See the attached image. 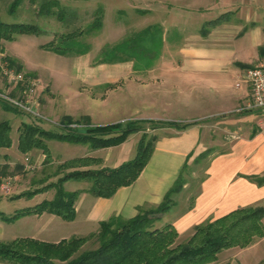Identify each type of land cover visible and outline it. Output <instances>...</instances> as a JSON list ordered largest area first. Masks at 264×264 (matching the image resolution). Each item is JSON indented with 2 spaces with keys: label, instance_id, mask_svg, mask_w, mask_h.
Returning <instances> with one entry per match:
<instances>
[{
  "label": "crops",
  "instance_id": "1",
  "mask_svg": "<svg viewBox=\"0 0 264 264\" xmlns=\"http://www.w3.org/2000/svg\"><path fill=\"white\" fill-rule=\"evenodd\" d=\"M170 1L171 8H179L178 13L181 11L179 14L183 15L167 13L163 22L187 31L182 44L177 48L164 46L150 64L136 59L104 61L90 56L89 52L73 55L72 79L68 84L75 83L74 91L86 93L81 102L84 109L70 102L61 116L75 120L88 117L93 124L127 119L192 123L183 129L163 128L147 163L132 184L119 187L110 197L93 195L86 190L89 184L72 189L82 191L74 202L75 215L71 220L49 212L27 214L13 221L0 220V242L31 239L54 244L94 232L99 222L112 215L130 218L137 213L138 206L157 205L183 165L197 164L195 158L208 147L205 134L208 125L199 121L206 117L216 118L224 130L235 135L223 152L208 159L196 188L192 189L186 181L174 195V204L159 215L155 225L169 223L176 229L178 238L188 237L196 224L240 207L264 205V183L249 178L264 176V109L235 113L236 108L249 101V87L241 81L243 70L260 57L258 48L264 44V0ZM222 13L226 14L217 24L207 25ZM113 104H117L119 113H113ZM91 106L97 107L98 114L105 118L97 121ZM137 141V133H133L118 145L94 150L86 147L80 156L96 157L100 159L98 166L114 167L133 149L135 152ZM107 149L112 150L105 156L93 155ZM42 157L40 154L39 161ZM11 163L8 159L3 161V164ZM17 193L0 197L14 203L0 209L5 214L51 199L54 194L41 192L30 198H14ZM46 193L49 197L37 198ZM261 221L264 226V216ZM262 262L264 235L246 247L223 249L210 264ZM0 264L19 263L0 261Z\"/></svg>",
  "mask_w": 264,
  "mask_h": 264
},
{
  "label": "trees",
  "instance_id": "2",
  "mask_svg": "<svg viewBox=\"0 0 264 264\" xmlns=\"http://www.w3.org/2000/svg\"><path fill=\"white\" fill-rule=\"evenodd\" d=\"M20 2L21 0H13L8 10L14 11ZM44 2L39 9L48 4L58 6L57 0ZM225 14L222 13L208 21L207 25L217 24ZM100 27L101 17L99 16L89 28L97 31ZM205 31L204 29L203 33ZM37 32L38 28L33 23L0 21V39L11 40L16 34ZM70 35L72 34L69 33L65 36L68 38L64 37L63 40L71 39ZM45 45L60 54L67 55L83 54L89 49L86 46L59 45L55 42H48ZM139 52L145 51L139 50ZM258 52L260 57L264 56V44L259 46ZM136 57L137 55L134 54L122 57L115 54L110 57L102 56L100 59L104 61L137 60L139 56ZM1 60L7 61L9 67L15 66L17 71L21 68L20 64L6 55ZM2 105L6 109H11L6 104ZM80 120L85 121L83 129L69 126L71 122ZM139 122L141 121L131 120L124 123L90 125L88 117L74 120L64 115L56 130L46 129L30 122H22L18 128L17 149L20 152L33 148L40 149L44 155L41 166L49 165L52 159L46 143L48 140L81 143L91 150L110 147L122 143L130 134L142 130ZM191 123L179 125L172 122L168 123V126L183 129ZM10 129L8 121H0V147H8L11 144ZM156 138L157 136L150 138L141 136L137 141L134 155L114 167L98 166L100 159L92 156L73 157L63 161L58 165L63 173L58 177L57 183L52 182L20 194L30 198L53 187L55 192L51 199H43L32 206L17 209L12 214H5L0 210V220L13 221L23 215L42 212L58 215L64 220L73 219L74 202L82 190H64L61 185L65 181H88L87 191L95 196L110 197L119 187L130 185L135 181L151 155ZM210 152L211 148H205L197 155L195 162L206 158ZM7 168L8 164L0 165L1 171ZM186 168L190 167L184 164L177 178L157 205L138 206L137 213L130 218L112 215L99 222V227L95 232L73 236L54 244L31 239L0 242V261L19 264H208L215 261L218 253L223 249L246 247L256 238L264 235V226L261 221L264 216V205L240 207L216 219L196 224L192 227L191 235L182 242L176 241L178 233L171 224L156 226L155 221L159 215L174 204V195L186 183L183 174ZM249 178L258 184L264 183V176L252 175ZM88 241H93V246L84 248L83 245Z\"/></svg>",
  "mask_w": 264,
  "mask_h": 264
},
{
  "label": "rangeland",
  "instance_id": "3",
  "mask_svg": "<svg viewBox=\"0 0 264 264\" xmlns=\"http://www.w3.org/2000/svg\"><path fill=\"white\" fill-rule=\"evenodd\" d=\"M12 1L0 0V21L33 23L38 28V32L16 34L11 40L0 39V51H2L0 52V121L6 120L11 126V144L8 147H0V165H4V159L12 162L11 165L8 164L5 171L0 170V176H16L9 191L0 193V197L11 192H19L14 198H29L20 194L52 182L57 183L58 177L63 173L58 165L69 158L84 155L87 147L81 143L48 140L46 142L54 162L44 165L45 167L41 166L44 155L41 161L38 158L40 154H43L40 149L33 148L26 152H20L17 149L18 128L22 122H30L46 129L56 130L60 126L61 113H64L66 107L69 108L68 103L71 102V105L84 109V104L81 102L86 97V93H77L74 91L77 84H68L72 79L73 55L60 54L45 44L55 42L59 45L86 46L89 48L87 52L90 56L98 58L115 54H118V57L134 54L137 55L136 58L139 56L137 62L150 64L156 60L164 46L179 47L187 31L179 27H171L169 22H163V18H167V13L183 15L179 14L181 11L178 13L179 8L178 10L176 7L171 8L170 0H162V2L155 0V4H145L140 0H57V7L48 4V6H42V9H39L40 5H44L46 0H21L16 9L10 12L8 6ZM99 16L101 27L97 31H92L89 27ZM189 31L193 29L189 28ZM69 33L72 34L71 39L63 40ZM139 50L145 52L138 53ZM4 55L21 65L19 72L35 80L36 84L31 92L27 89L26 91L19 83L9 82L4 76L2 69L5 65L9 66L7 61L1 60ZM10 68L15 70L16 67ZM8 97L23 100L27 106H30L32 112L14 106ZM2 104H6L12 110L6 109ZM243 106L241 105L240 110L235 113L251 111L246 108L242 109ZM91 107L90 110L97 121L105 118L104 115L98 114L97 107ZM113 107L112 111H115L113 113H119L117 104H113ZM131 120L141 121L139 124L142 130L136 132L138 140L143 135L146 138L158 137L163 128L171 127L168 123L174 122L179 125L190 123L160 119H127L118 122L124 123ZM199 121L208 125L205 127V134L209 139L208 148H211V152L206 158L184 170V177L190 182L192 189L196 188L202 179L208 159L224 150L235 135L224 130V126L218 124L214 117L202 118ZM104 124L90 122V125ZM84 125V120L73 121L69 124L70 127L81 129ZM110 150L112 149L97 151L93 155L105 156ZM134 153L133 149V152L126 154L122 161L130 159ZM26 156H29L31 162L37 166L33 171H27L23 165ZM108 163L111 164V162ZM87 184L89 182L85 180H68L61 186L69 191ZM42 192H55V188H48ZM45 196L49 197V194L46 193L37 198ZM8 202V200H0V209H5L8 204H14ZM188 237H177L176 241L182 242ZM92 243L93 241H88L83 246L84 248L91 247Z\"/></svg>",
  "mask_w": 264,
  "mask_h": 264
},
{
  "label": "built area",
  "instance_id": "4",
  "mask_svg": "<svg viewBox=\"0 0 264 264\" xmlns=\"http://www.w3.org/2000/svg\"><path fill=\"white\" fill-rule=\"evenodd\" d=\"M2 72L9 82L14 84L19 83L29 92L33 90V86L36 84L35 80L30 76H25L7 65L3 67ZM241 81L247 83L249 87V101L242 109H264V56L259 57L252 65L243 70ZM8 99L14 106L27 112H32L30 106H27L23 100L11 97H8ZM240 108H236L235 111H239ZM23 165L27 171H33L37 167L31 162L29 156L24 157ZM14 180H16V176H0V193L9 191Z\"/></svg>",
  "mask_w": 264,
  "mask_h": 264
}]
</instances>
